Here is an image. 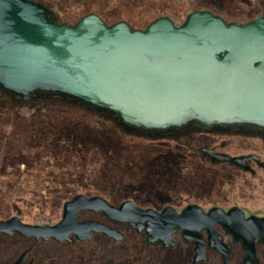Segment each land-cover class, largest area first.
Returning <instances> with one entry per match:
<instances>
[{
    "label": "flooded vegetation",
    "instance_id": "1",
    "mask_svg": "<svg viewBox=\"0 0 264 264\" xmlns=\"http://www.w3.org/2000/svg\"><path fill=\"white\" fill-rule=\"evenodd\" d=\"M26 1L58 25L95 17L136 32L165 19L185 25L194 13L228 24L264 17V0ZM74 114L89 120L73 124ZM73 134L112 150L107 171L101 154L98 175L41 177V144L64 139L67 147ZM26 168L37 207H9L25 199L9 185L21 184ZM0 264H264V129L199 122L140 129L79 101L24 99L0 87Z\"/></svg>",
    "mask_w": 264,
    "mask_h": 264
},
{
    "label": "water",
    "instance_id": "2",
    "mask_svg": "<svg viewBox=\"0 0 264 264\" xmlns=\"http://www.w3.org/2000/svg\"><path fill=\"white\" fill-rule=\"evenodd\" d=\"M0 87L24 99L59 95L140 129H264V17L228 24L194 13L136 32L95 17L58 25L26 0H0Z\"/></svg>",
    "mask_w": 264,
    "mask_h": 264
},
{
    "label": "rangeland",
    "instance_id": "3",
    "mask_svg": "<svg viewBox=\"0 0 264 264\" xmlns=\"http://www.w3.org/2000/svg\"><path fill=\"white\" fill-rule=\"evenodd\" d=\"M9 111V110H6ZM77 118H83V119H77ZM73 124L81 123L86 124V122L89 120L86 116H79L77 114H74L72 117ZM83 120H87L86 122ZM60 123V122H59ZM55 125H58V119H56ZM89 125V124H88ZM26 128H29L27 125ZM42 129H48V127L41 125ZM88 128V127H87ZM89 129V128H88ZM90 131V130H89ZM93 133V132H92ZM57 139V138H56ZM90 137L89 136H80V135H71L68 139V145L67 147L64 146L62 140H57L55 143H53L52 147H42L41 144V151H40V167L44 168L41 170L43 174L41 177H47V176H55V178L63 179V177H84L88 175H98L100 172L99 168L101 163L98 162L100 160V155L102 154L105 158V170L107 171L108 165L113 162V159H110L108 155L112 156V150L107 148L109 153L106 151L105 153H102L100 150L94 148L99 147L96 142L90 143ZM88 141V142H86ZM113 144L111 145V147ZM107 156L109 160L107 159ZM14 160H17V158H13ZM104 160V158H103ZM24 161L27 166L32 165L34 162V155L30 151V149L24 150ZM85 163V164H83ZM56 165L58 166L56 168ZM26 166V167H27ZM29 169H25L23 172V178L22 183L18 185H13V188H11V185H9V192H16V193H22L24 196V200H17L15 202H9V207H16L17 208H24V209H33L37 207V201L32 200V194L37 190V185H35L32 181V175L29 174L27 171ZM55 173V174H52ZM36 179V178H35ZM43 181V179L41 180ZM29 197V199H27ZM12 203H15L14 205ZM52 207H56L53 206Z\"/></svg>",
    "mask_w": 264,
    "mask_h": 264
}]
</instances>
